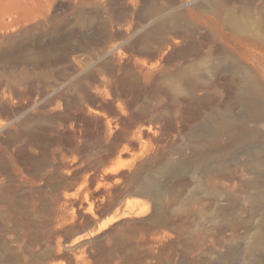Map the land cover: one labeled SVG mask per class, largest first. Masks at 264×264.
I'll use <instances>...</instances> for the list:
<instances>
[{"label": "rangeland", "instance_id": "374dc122", "mask_svg": "<svg viewBox=\"0 0 264 264\" xmlns=\"http://www.w3.org/2000/svg\"><path fill=\"white\" fill-rule=\"evenodd\" d=\"M202 1L0 0V82L11 87L10 92H0V104L9 97L23 105L17 112L24 108L16 121L0 115V143L19 123L40 131L46 147L44 167L35 172L24 166L25 186L12 193L23 196L22 211L4 213L0 208V264H253L248 255L264 260V199L259 184H251V173L240 164L232 166L236 175L227 189L225 166L211 177L196 170L173 173L170 167L187 144L205 152L217 148L209 135L214 103L198 102L207 89L187 84L180 100H170L164 92H148L130 103L129 96L108 95L117 94L112 72L118 69L170 66L183 49L214 51L219 42L208 37L210 29L199 19L205 12L197 7ZM157 28L165 33L158 34ZM233 51L241 70L264 95V52L249 43ZM209 66L205 63L203 71ZM235 87L240 91L243 85L236 82ZM73 99L83 101L85 115L112 101L111 112L100 111L96 122L109 149H90L97 155L86 171L73 160L74 153L61 159L55 152L56 133L44 131L56 123L43 113L55 114L69 103L73 110ZM260 99L259 118L253 122L246 105L235 100L236 123L254 134V140L247 139L237 149L239 162L264 143V97ZM152 138L158 140L156 147L135 160L139 147ZM28 142L30 149L24 150L21 161L35 159V146ZM208 162L218 163L217 158ZM18 178L13 183L18 184ZM115 179L129 198L117 200L109 190ZM155 179L170 191L150 201L144 215L118 214L126 199L135 205L144 202L131 189ZM257 232L263 236L259 243L254 242Z\"/></svg>", "mask_w": 264, "mask_h": 264}, {"label": "bare ground", "instance_id": "6f19581e", "mask_svg": "<svg viewBox=\"0 0 264 264\" xmlns=\"http://www.w3.org/2000/svg\"><path fill=\"white\" fill-rule=\"evenodd\" d=\"M248 1V4L234 6L229 5L226 2H221L220 0H203L201 4L197 6L205 11L204 14L199 15L202 17L199 19H203L202 23L209 27L210 33L208 37L218 41L219 46L214 51L208 52L183 49L171 58L172 64L170 66H150L146 70H143V67L116 69V74H113L112 72V83H114V86H117V94L112 95L113 93L109 92L108 95L110 98H117L121 95L125 97L129 96L131 98H129V101L128 99L126 101L130 103L135 100V98H139L141 95L148 92L152 95H156L158 92H164L168 95L170 100H173V98L176 99L180 97L184 91V86L187 84L192 85L193 87L199 85L204 86L207 89L208 94L204 98L201 97L198 102L213 101L214 103L213 109L209 113V118L213 122V126L209 130V135L211 136L213 146L217 148L215 151L211 150L210 152H205L204 149L198 146L192 144L185 145L184 148L177 151L179 155L178 161L170 166L173 168V173H175L176 170L180 171L182 169H185L186 172L196 170L202 175V177H211V175L218 173L225 166L228 170L226 176L228 184L226 185V188L229 189L231 188V184L236 175L231 167L240 164L246 172L252 174L251 184H253V186L259 184L258 190L261 198L264 199V143L252 152L245 153V157L240 162L236 157V152L239 146L247 139L254 140V134L252 131H243L242 125L236 123L235 100H241V102L246 105L249 120L253 122L257 121L259 118V102L261 100L260 98L262 96L264 97L251 76L241 70L232 54V52H234L233 50H237V46L245 45L247 43L259 49L260 52H264V1ZM45 21L47 22L48 20ZM156 31L160 35L165 33V29L163 28H157ZM141 40L145 42L146 38L143 37ZM231 42L234 44H231ZM232 45H234V47ZM235 53H238V51H235ZM261 57L264 58V55H260V58ZM171 62L167 63L170 64ZM205 63H210V66L208 70L205 69L206 71H203V69L206 68L204 67ZM103 71L105 72V69ZM236 82H240L243 85V88L240 91L236 90ZM1 84L2 83L0 82V92H10L11 87H2ZM12 91L17 97L20 96L18 93H15L14 89ZM91 98L92 97L90 96V100ZM73 100V110H70L69 103L62 106V108L55 114L43 113V117L51 118L56 125H46L47 129L43 125L41 128H45L46 130L44 131H48L49 133H56L54 138L56 143L55 152H58L61 155V159L65 155L74 153L73 160L81 165V170L86 171L89 170L88 168L91 169L90 164L91 162H94L93 160L96 157L94 155H97L96 153L100 152L102 149H109L108 142L100 138L102 135L99 136L101 132H99L100 126H98L96 122L101 119L100 114L103 110H109V112H111L110 110L113 107L111 105L112 108H110V104L112 101L110 103L105 101L104 105V102L101 103L102 105L98 107L101 110L89 111V115H85L83 111V103H81L83 101H79V99ZM21 105L19 102H11L10 98L6 97L4 102L0 104V115H7L8 117L12 116V120L16 121L23 115L20 112L24 108L17 112L18 107H23V105ZM177 111L178 110H176V112ZM23 112H25V110ZM130 112L132 111L130 110ZM104 114L107 113L105 112ZM116 120L120 121L118 118ZM110 122L111 121L108 123ZM34 126L35 125H33V127ZM167 126H164V128ZM35 128L37 129V127ZM14 132L15 133H9V136L4 143H0V174L5 175V177L0 179V208L4 210V213L10 212V210L19 212L24 208L21 204L23 196L18 195L16 198L12 195L14 191H20L22 186H25L23 185V182L27 180V176H24L25 173L23 174V167L30 165L32 170L36 172L44 167L46 160V157L44 156V149H46V147L43 146L45 139L39 135L40 131L37 132V130H33L28 126H21V124L19 125L18 123L15 126ZM116 134H118V132ZM116 134H113L112 136ZM28 141H31L30 144L35 146V148H33L36 153L35 159L21 161L20 158H24V150L30 149L27 146L29 145ZM15 142H17V144L13 145ZM157 143L158 140L156 138L150 139L148 143H143L139 147L140 152L135 160L139 159L141 156H147V154L156 147ZM96 147L98 148L96 153L90 152ZM86 151H89V153L87 154ZM30 156H34V154ZM215 158H217L218 163L213 166H208V161L210 159L215 160ZM17 174L20 176V179L18 178L19 183L15 184L16 182L13 183V178ZM123 178L124 182L128 181V177L123 176L122 179ZM211 187L216 191V185L214 183H212ZM109 190L116 194L118 198L117 200L126 196L128 192L125 188L120 187L119 179H115L112 182L109 186ZM131 191L138 196L144 197V200L142 199L144 202H136L135 205L132 200L126 199L125 203H122L124 206L123 208L121 207L122 209L118 213L119 215L126 216L125 214H129L128 216H130V214H135L134 216H136V213L144 215L150 209V201H154V199L159 198L162 194H167L170 189L164 184H160V182L155 179L142 181L137 189H131ZM127 198H129V196ZM25 199L23 201H25ZM262 238L263 236L257 232L254 242L259 243ZM248 257L251 259L250 263L264 264V260H257L251 255H248Z\"/></svg>", "mask_w": 264, "mask_h": 264}]
</instances>
